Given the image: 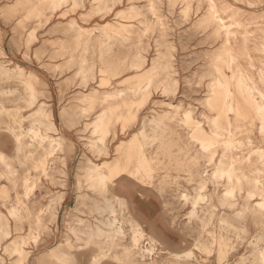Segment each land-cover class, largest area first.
<instances>
[{"label":"rangeland","instance_id":"rangeland-1","mask_svg":"<svg viewBox=\"0 0 264 264\" xmlns=\"http://www.w3.org/2000/svg\"><path fill=\"white\" fill-rule=\"evenodd\" d=\"M158 1L64 0L54 9L45 4L42 17L50 19L37 24L36 17L26 16L21 0H0V151L18 177L9 191V202L2 205L0 199V211L12 226L11 235L0 239V264H91L94 257L95 264H217L219 247L224 252L217 260L220 264H264V218L247 210L220 222L214 207L220 206L217 195L223 189L214 192L208 176L200 183L203 158L194 160L186 153L189 126L183 122L185 112L191 110L205 129L216 114L205 99L216 77L213 60L221 40L211 26L199 23L207 11V0H160L159 5ZM255 1L254 9L239 3L242 9L237 18L244 23L239 36L247 29L253 30L254 37L261 35L251 18L257 15L264 22V0ZM230 13L228 9L221 14ZM164 40L167 44L163 45ZM259 42L248 43L253 73L264 56L255 49ZM137 52L146 60L141 67ZM160 55L176 80L175 92L165 88L162 70L150 71ZM237 56L246 69L240 48ZM222 69L230 75L225 65ZM40 106L44 111L38 112ZM102 111L109 121L105 129L96 131L93 121ZM49 120L56 130L46 129ZM241 122L249 130L240 134L242 144L235 153L245 155L249 148L264 151L259 121L253 125L248 119ZM6 127L21 133L25 156L14 158L16 143ZM32 128L51 136L44 139L45 146L53 140L57 148L60 142V151L55 153L59 158L54 154L48 162L49 176L34 168L36 153L26 157L34 149ZM140 129L143 135L131 148L123 149L122 157H131L138 166L135 176L121 184L106 181L102 188L86 169L112 161L117 148ZM250 138L251 145L247 144ZM139 152L146 156L144 164ZM258 162L264 166V158ZM0 181L8 185L3 177ZM126 194L156 198L163 220L161 233L153 230L152 235L145 228L137 233L139 239L129 257L125 248H131L133 231L139 226L132 220ZM58 195H62L59 203L55 201ZM259 198L254 197L249 205ZM105 199L114 209L123 236L108 238L94 232L104 227L99 207ZM241 201L246 204L245 199ZM10 208L15 217L8 214ZM198 217L205 219L203 236L197 232ZM12 240L28 253L24 260L12 246L4 251ZM200 244L207 249H200ZM166 249L191 253L176 257Z\"/></svg>","mask_w":264,"mask_h":264},{"label":"bare ground","instance_id":"bare-ground-1","mask_svg":"<svg viewBox=\"0 0 264 264\" xmlns=\"http://www.w3.org/2000/svg\"><path fill=\"white\" fill-rule=\"evenodd\" d=\"M63 1L64 0H21L22 5L24 7L23 9H25L26 11V16L36 17L37 19L35 22L37 24L41 23V21H43V18L45 22L50 19V17H47L46 15L42 17L44 15L43 8L45 4L48 8L54 9L59 7ZM207 3V11L204 16L199 20V23L204 26H211L215 37L221 40V47L214 53V60L212 59L214 61V70L217 72H214L216 74V77L211 83L210 94L205 99V104L208 107H211L216 110V114L210 118V120L208 121V129H205L201 121L196 120L192 116L190 112L191 110L185 112L183 122L189 126L187 127L188 130L185 134L184 139L186 153L189 154V157L194 160H196L197 158H203V161L200 164V166H202V170L200 169V172H198V175L200 176V183L204 184L206 180L210 181L214 186V192L219 190L220 188L223 189L221 192H219V195H217V198L220 202V206L214 207V209H218L215 211L218 213V220L220 222H227V218L229 217H240L247 210H251L252 212L257 214L259 218H264V176L261 177V173H264V166L259 165L258 162V159L264 158V151L260 149L257 151L253 148H249L245 155L235 153V150L240 149V144H242L239 140L240 134L249 130L247 129L248 127H244V124L241 122L243 119H248L251 125H253L254 120L257 119L259 121L258 132L262 140L264 141V56L260 62L261 65L256 69L257 72L253 73L252 68L254 67V61L251 49L248 45V43L254 42L256 39H260V42L255 49H259L264 54V22H260L259 20H257V15L252 16L251 23L255 24V31L259 32L261 35H257L254 37L253 34H250L251 32H253V30L247 29L244 31L242 36H239V34L242 33L240 32V27L244 25V23H242L237 18L238 12L242 9L239 3H242L243 6H246L247 8L249 7L250 9H254L256 1L232 0V2L227 3L225 2V0H207ZM199 7L200 3H198V8ZM228 9L231 10V13L226 17L223 16L221 13ZM185 15L186 13L184 14V16ZM165 43L166 41L163 43L161 42V44L163 45ZM239 48L241 49L246 58V63L248 64V67L246 69L242 68L238 63L237 52ZM135 57L139 62L138 67H141L145 64L146 60L144 56L141 55L139 52L135 53ZM224 65L227 67V69L230 70V75H226L223 72L222 67ZM168 68V63L165 62L164 57L160 55L155 61L152 62L150 71H153L155 69L162 70L164 72L162 82L165 88H169L173 92H175L177 87L176 80L170 76L171 72L168 70ZM14 73L13 75L16 74ZM183 95H185V93ZM186 96H188V94ZM41 110L43 109L40 106L38 108V112H40ZM230 114L233 115V119L230 118ZM108 121L109 116H107V113L105 111H102L93 121L94 130L97 131L100 129H105ZM45 126L47 130H56L51 120L45 122ZM5 129L6 132L10 133L13 136V139L16 143L14 158L18 159L20 157V154L23 153L24 149V144L22 143L21 139V133H15L14 130L10 127H6ZM30 131L32 132L33 139L31 145L34 147V149L28 151V155H26V157L33 156L36 153L38 158L37 162L34 163V168H39L45 176H49L50 173L47 171L48 162L50 161L51 157L55 153H57V151H60V142H58L57 148L52 143L53 140H50L49 144L45 146L43 144L44 139L47 137L51 138V136L40 133L39 130L36 128L30 129ZM143 133V129H140L138 132L134 133L125 142L126 144H122L117 148V156H115L112 161L89 166L86 169L87 174L90 177H96L102 185V188L105 187L106 181L110 182L111 184H121L123 182L131 180V178L135 176L134 171L138 170V166L133 165V162L130 160L132 159L131 157L126 158V160L122 159L123 149L131 148L138 140V137L142 136ZM248 137L249 136L247 135V138ZM34 143H36L37 147L34 146ZM252 143L253 141L250 138L247 141V144L251 145ZM254 154H257L258 157L254 158ZM55 155L56 158H59L57 154ZM23 156H25V153H23ZM138 157L142 164H144L147 160L143 152H139ZM0 164L4 167V170L0 172V177L6 179L8 183V185H6L5 183H2L0 181L1 204L6 205V203H8L10 200L9 191L11 188H15L16 183L18 181V177L15 174V170L13 169L12 164L6 158L5 154L1 151ZM209 169H211L210 173H208ZM203 176L208 177L205 180ZM115 197L120 201V203L123 202V198L119 196ZM254 197L260 198L258 200H255L253 204L250 203L249 205V201L252 200ZM61 198L62 195H58L55 201L59 203L58 199ZM241 199L243 201L245 199V205L241 201ZM106 201L107 199H105L104 205L99 207V214L102 216L101 223L104 225V227H97L94 232L97 236L103 235L108 238H114L118 235L123 236L124 231L119 224V220L114 215V209L111 205L106 203ZM8 214L11 217H15L16 213L14 208L8 209ZM198 219L200 223L197 232L199 236H203L205 232V219L203 217H198ZM132 220L135 225L139 226V228L133 231V235L131 237V248H125V251L128 252L126 253V256L128 257L132 246H134L139 239L137 233H140V230H143V228H145L146 231H149L153 235V230L151 228L146 226L144 223H139V221L133 216ZM11 233V223L0 211V239L3 237H9ZM153 240L155 241V238ZM9 246H12L13 250L17 251L20 254L21 260H24L26 258L28 253L24 252L23 249L18 247V242L16 240H12L10 244L5 245L3 247L4 251H7L9 249ZM199 247L200 249H202V247L203 249H207L205 244H200ZM166 252L176 257L182 255L188 256L191 253L188 249H181L174 252L169 249H166ZM222 253L224 252L219 247L217 260L223 258ZM96 259L97 258L94 257V260H91V264H95ZM217 260L216 263L220 264V262L218 263ZM0 261L2 262L1 255ZM197 264H203V262L200 261Z\"/></svg>","mask_w":264,"mask_h":264},{"label":"crops","instance_id":"crops-1","mask_svg":"<svg viewBox=\"0 0 264 264\" xmlns=\"http://www.w3.org/2000/svg\"><path fill=\"white\" fill-rule=\"evenodd\" d=\"M134 217L152 230L161 233L163 228L162 213L156 198L150 196H131L126 194Z\"/></svg>","mask_w":264,"mask_h":264}]
</instances>
